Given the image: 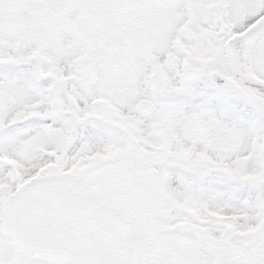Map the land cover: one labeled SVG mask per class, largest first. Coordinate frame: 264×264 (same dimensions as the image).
Returning a JSON list of instances; mask_svg holds the SVG:
<instances>
[{"label": "snow or ice", "instance_id": "obj_1", "mask_svg": "<svg viewBox=\"0 0 264 264\" xmlns=\"http://www.w3.org/2000/svg\"><path fill=\"white\" fill-rule=\"evenodd\" d=\"M0 264H264V0H0Z\"/></svg>", "mask_w": 264, "mask_h": 264}]
</instances>
